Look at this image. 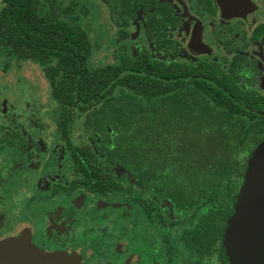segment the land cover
<instances>
[{
	"label": "trees",
	"instance_id": "trees-1",
	"mask_svg": "<svg viewBox=\"0 0 264 264\" xmlns=\"http://www.w3.org/2000/svg\"><path fill=\"white\" fill-rule=\"evenodd\" d=\"M98 1L107 7L119 40L140 10L156 9L161 16H151L149 34L169 43L153 29L168 16L157 0ZM78 13H87L80 0H2L0 58L43 68L64 139L70 136L74 109L84 114L83 134L95 154L83 147L75 157L88 191L119 190L108 168L124 169L171 205L202 211L198 223L181 235L195 254L194 264H228L223 235L256 147L243 121L234 117L236 99L219 88L218 80L202 81L205 72L182 65L174 71L168 60L130 55L124 47L117 64L92 68V44Z\"/></svg>",
	"mask_w": 264,
	"mask_h": 264
},
{
	"label": "flooded vegetation",
	"instance_id": "flooded-vegetation-1",
	"mask_svg": "<svg viewBox=\"0 0 264 264\" xmlns=\"http://www.w3.org/2000/svg\"><path fill=\"white\" fill-rule=\"evenodd\" d=\"M92 1L101 4L107 15L109 14L104 4L98 0ZM157 3L165 5L168 16L165 17L166 19L159 20V24H155L153 29L164 35L169 43L163 45L157 39L152 40L153 38L149 34V21L153 14L156 13L160 16L161 14L156 9H151L147 12L140 10L137 19L129 21L126 27L127 35L120 41H128L131 45L130 47L126 45L121 47H124L130 55L147 54L152 59L168 60L171 65H174V71H176L175 66L182 65L197 73L205 72V76H200L202 81L214 82V80H218L220 82L219 88L225 94L230 95L231 92L239 105V113H236L234 117L242 120L244 129L250 131L249 143L256 146L251 151L252 154L264 142V0H157ZM113 28L115 29L114 26ZM139 38L143 40L144 48L134 44ZM12 58L15 62L17 61L14 57ZM211 73L215 79L207 76ZM196 77V75L190 76L188 79L191 80ZM174 80L177 81L178 78ZM221 85L224 87L222 88ZM3 102L4 100L0 103V114L4 113L5 107L1 106ZM57 108L54 132L56 140L49 141L48 147L52 149V144H56L60 147L58 160L67 158L69 161L73 177L65 180V183L59 181V176L53 173L52 176H49V179L54 181L52 185L45 188L39 187V184L33 186V178L30 174L38 171L35 160L45 153L43 141L32 144L34 151H30L31 144L23 145L15 130L10 134H0V159L6 160L12 155L10 153L1 155L2 152H7L13 148L17 149L18 152L12 155L13 160L7 175H0V243H2L4 250H12L4 242L17 241L16 243L19 244L22 239H25L29 246L38 248L45 255L64 258L65 261L62 264H80L81 255L71 250L76 249L82 242V238L77 237V235L82 232L81 230H84L82 224L86 223V217L83 216L80 209L74 206L68 207L67 210L74 215V223L71 224L74 235L65 237L63 241L60 236L55 237L51 234L47 237L43 236V229L35 224L41 216V210H43L44 205H65L60 200L68 199L75 194H83L86 199L91 197L106 198L118 192H132L130 187H124L123 182H130L133 187L141 190L153 191L155 198L169 206L168 214L169 212L170 214H181L192 211L187 219L178 223L179 226L187 225L197 216H199L198 221L200 220L201 210L179 209L175 205H171L168 201L160 198L154 188L142 186L121 168H108V173L121 187L119 190L107 193L88 191L82 181L83 176L76 163L77 157H75L76 150L83 147H90L95 154L93 142L83 134L84 114L78 109H74L71 131L76 111H79L83 115L81 135L85 140L82 145H76L72 141L71 132L68 139H64L59 131L58 105ZM243 112L245 113L243 114ZM0 129L2 128L0 127ZM11 136H15V144ZM22 157L30 162L29 168L26 166L24 171L19 170L23 164ZM102 162L105 165L104 159ZM57 166L59 167V164ZM28 171L30 172L29 176ZM47 191H50V194L45 196ZM131 202L149 222L154 223L157 220L161 223L164 221L163 215L157 211V207L152 201L131 198ZM67 205H85V203ZM119 218L123 219L121 212ZM192 228H184L179 235L181 247L190 252L193 257L190 264L195 263V254L183 243L181 235L184 230ZM117 230L114 232L117 233ZM97 235L95 234V238ZM122 248L124 252L117 254L121 259L112 260L110 264H133L136 262L133 260L135 255L138 258V264H176L177 262V248L166 232L161 245L162 249L160 248L158 251L154 240L144 235L134 239L131 245Z\"/></svg>",
	"mask_w": 264,
	"mask_h": 264
},
{
	"label": "rangeland",
	"instance_id": "rangeland-1",
	"mask_svg": "<svg viewBox=\"0 0 264 264\" xmlns=\"http://www.w3.org/2000/svg\"><path fill=\"white\" fill-rule=\"evenodd\" d=\"M81 2L87 8V14H79L78 23L87 32L92 44L90 66L97 68L117 64L121 55V46L130 47L131 43L120 41L117 38L107 12L101 4H96L92 0H81ZM134 44L140 48L145 47L141 38ZM0 93V103L4 100L1 106L5 107L4 113L0 114V127L2 128L0 134H10L15 130L23 145L31 144L30 151H34L32 144L37 141H43L45 145V153L35 160L38 171L30 174L33 178V186L39 184V187L45 188L52 185L54 181L49 179V176H52L53 173L59 176V181L62 183L73 177L68 159L58 160L57 158L60 147L54 143L52 149L48 147L49 141L56 140L54 132L58 108L52 100L50 85L44 77L43 68L31 61L15 62L12 57L1 59ZM82 119L83 115L76 111L71 131L72 141L76 145H82L85 142L81 135ZM11 137L15 144V136ZM5 153L14 155L18 152L17 149L13 148L7 152H2L1 155ZM12 155L6 160L0 159V175H7L13 160ZM21 160L23 164L19 170L24 171L26 166L29 168L30 162L24 157ZM29 173L28 171V176ZM123 185L126 188L130 187L132 192H118L106 198L91 197L86 199L83 194H75L68 199L60 200L65 205H44L41 216L35 224L43 229L44 237L51 234L55 237L60 236L64 241L65 237L74 235V229L71 226L74 223V215L67 209L69 206L80 209L83 216L86 217V223L82 224L84 230H81L82 232L77 235V237L82 238V242L76 249L71 250L81 255L80 264H110L112 260H120L121 258L117 254L124 252L122 247L131 245L132 241L141 235L153 239L158 251L163 244L165 232L177 248L176 264H190L193 257L190 252L181 247L179 235L184 228H192L199 216L187 225L179 226L178 223L187 219L192 211L181 214H170L169 212L168 214L169 206L155 198L153 191L133 187L130 182H123ZM49 194L50 191H47L45 196ZM131 198L152 201L157 207V211L163 215L164 221L161 223L157 220L154 223L149 222L142 216L140 210L133 206ZM82 202L85 205H67L70 203L81 204ZM120 212L123 214V219L119 218ZM116 230L117 233H115ZM95 234H98L97 238H95ZM16 242L7 241L4 244L9 245L12 248L11 251L18 255L20 252H29V245L25 239H22L19 244ZM133 260H136L133 264H138L136 255L133 256ZM22 262L27 261L22 259Z\"/></svg>",
	"mask_w": 264,
	"mask_h": 264
},
{
	"label": "water",
	"instance_id": "water-1",
	"mask_svg": "<svg viewBox=\"0 0 264 264\" xmlns=\"http://www.w3.org/2000/svg\"><path fill=\"white\" fill-rule=\"evenodd\" d=\"M223 243L228 264H264V142L247 161ZM28 249V253L18 255L4 250L0 244V264H62L65 261L62 257L46 256L33 246Z\"/></svg>",
	"mask_w": 264,
	"mask_h": 264
}]
</instances>
